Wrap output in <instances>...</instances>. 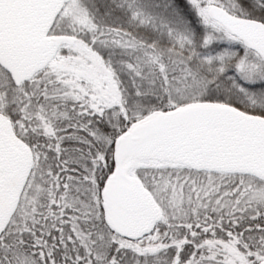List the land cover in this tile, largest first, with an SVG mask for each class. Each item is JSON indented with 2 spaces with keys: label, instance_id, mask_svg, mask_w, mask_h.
Masks as SVG:
<instances>
[{
  "label": "snow or ice",
  "instance_id": "1",
  "mask_svg": "<svg viewBox=\"0 0 264 264\" xmlns=\"http://www.w3.org/2000/svg\"><path fill=\"white\" fill-rule=\"evenodd\" d=\"M0 264H264V0H0Z\"/></svg>",
  "mask_w": 264,
  "mask_h": 264
}]
</instances>
